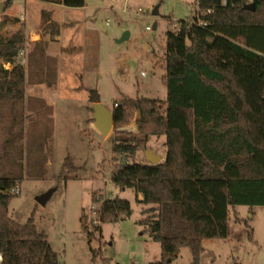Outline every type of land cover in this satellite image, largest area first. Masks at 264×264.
Instances as JSON below:
<instances>
[{
  "label": "trees",
  "instance_id": "obj_1",
  "mask_svg": "<svg viewBox=\"0 0 264 264\" xmlns=\"http://www.w3.org/2000/svg\"><path fill=\"white\" fill-rule=\"evenodd\" d=\"M63 3L83 7L85 0ZM252 3L254 10L244 7ZM5 4L10 7L12 0ZM197 5L192 21H181L166 35L167 98H126L113 110L116 128L129 123L133 110L142 113L139 134L120 131L126 137L114 140L112 182L141 193L140 201L151 205L140 221L161 245V259L151 264H170L183 247L192 254L190 264H201L204 239L228 237L231 207L264 206V0H197ZM2 30L0 21V101L25 103L29 76L15 62L26 44L25 32L7 36ZM41 44H35L30 62H38ZM36 102L46 104L34 97L26 101L29 108ZM14 118L21 121L23 115ZM43 133L28 137L26 165L19 160L13 168L0 169L1 264H59V254L32 219L20 224L9 215L14 189L25 174L45 173L38 167ZM154 135L166 136L165 160L137 162L138 152ZM14 138H7L0 166L12 160L10 147H17L23 158L26 150ZM132 211L129 200L104 199L98 220L117 222Z\"/></svg>",
  "mask_w": 264,
  "mask_h": 264
},
{
  "label": "rangeland",
  "instance_id": "obj_2",
  "mask_svg": "<svg viewBox=\"0 0 264 264\" xmlns=\"http://www.w3.org/2000/svg\"><path fill=\"white\" fill-rule=\"evenodd\" d=\"M0 2L3 4L0 12L3 34L9 36L18 29L25 31L24 24H10L11 18L17 19L12 15L23 11L24 0H12L8 8L6 0ZM85 3L82 9H67L60 20L68 24L64 47L76 54L75 62L81 67L87 62V55L88 58L92 55L93 59L96 56L93 70L82 68V77L79 73L66 72L47 75L50 81L57 79L58 83L53 90H43L48 100L45 106L36 102L29 108L26 101L15 104L0 101V156L5 152L7 138L13 136L14 143L26 150L19 159L18 148L10 147L12 160H3L1 171L13 168L19 160L24 165L28 163L29 136L44 132L46 138L41 153L39 148L38 166L45 173L41 177L25 174L20 184L21 193L10 203L9 215L20 224L32 219L59 254V264H151L159 261L162 254L160 243L145 233L140 224L143 210L151 205L141 202L133 189H122L112 182L116 164L114 140L126 137V134H118L120 131L139 134V111H132L127 125L114 126L104 136L92 122L89 91L96 89L101 101L112 111L117 101L126 98L166 99V35L170 30H177L181 21H192L198 10L197 0H85ZM156 5H159V14L153 15ZM40 19L39 15L35 16L33 28L36 30L44 26ZM155 23L157 28L153 29ZM51 28L44 30L47 41H52ZM88 29L99 34L94 51H71L87 47ZM126 31L130 32V37L119 42ZM22 61L21 57L15 59L18 64ZM63 65L66 66L65 61ZM3 66L9 70L13 67L4 62ZM28 76L31 83L44 80L43 74L32 69ZM165 109L163 107L162 111ZM20 115L23 120L17 121L14 116ZM148 150L165 159L166 136H150L136 161L148 162ZM66 160L68 166H65ZM49 190H53L52 196L45 205L40 204L36 198ZM117 197L130 201L131 216L117 222H98L96 212L102 201ZM239 218L241 220L237 221ZM204 248L201 264H264V206L231 207L228 237L209 239ZM191 262L189 248L183 247L170 264Z\"/></svg>",
  "mask_w": 264,
  "mask_h": 264
},
{
  "label": "crops",
  "instance_id": "obj_3",
  "mask_svg": "<svg viewBox=\"0 0 264 264\" xmlns=\"http://www.w3.org/2000/svg\"><path fill=\"white\" fill-rule=\"evenodd\" d=\"M23 4V11L19 15H12L17 17V19L11 18L12 22H10V24L12 23L11 25L13 26L24 24L25 27L24 32L26 33V44L22 49V53L18 57H21L23 60L21 64L26 70L27 77L30 69H32L34 72L41 73L44 76V80L42 81H35L32 83L27 81L25 87L26 101L28 100V98L34 97L42 99L43 101H45V103H47L48 100L46 99V95L43 94V90H53L54 88H56L58 83L57 79H55V81H50V78H48L47 75L52 74L54 76H58L66 72L72 74L79 73L82 77L84 74L82 72L84 69L82 70V68L88 70L92 69V65H94L93 60L96 56L93 59V56L90 54V58H88V55L86 57L85 61L87 62L82 63V66L83 64L84 66H79V63L75 62V59H77L76 54H72L63 45L65 37L64 32L66 31L65 27L68 24L60 20L61 16L65 13L67 9H73L72 11H76V9L84 8L86 6V3L83 7H67L64 5L63 0H24ZM6 14L9 15L8 13ZM36 15H39L41 18L40 21H43L44 23V26L39 30L33 28V25L36 23L34 22ZM18 18H20L21 21ZM48 26L53 27L51 28L52 34L50 36L52 41H47L44 37V30H47ZM98 35L99 34L96 30L88 29V41L86 43L87 47L75 48L71 49V51L74 50V52H76L77 50L82 49L81 51L84 53H92L97 46ZM73 39L76 40L74 34ZM37 43H42L41 45L43 46L44 51L39 56L38 62L34 61L35 59L31 60L30 62V56L32 59V51L34 50V46ZM64 61L66 66L63 65ZM164 160L165 159L163 157V161ZM137 197L139 200L143 199V195L141 193L137 194ZM208 240L209 239H204L203 244L206 243V241Z\"/></svg>",
  "mask_w": 264,
  "mask_h": 264
},
{
  "label": "water",
  "instance_id": "obj_4",
  "mask_svg": "<svg viewBox=\"0 0 264 264\" xmlns=\"http://www.w3.org/2000/svg\"><path fill=\"white\" fill-rule=\"evenodd\" d=\"M246 9L254 10V4H247L244 6ZM3 10V4L0 3V12ZM153 15L159 14V5H156L153 9ZM157 28V23L154 24L153 29ZM130 37V32L126 31L124 35L118 40L119 42H123ZM89 99L92 103V107L90 109L92 114V122L96 126V128L104 135L107 136L112 129L114 128V114L113 111L110 110L104 103L101 101V97L99 92L96 89H91L89 91ZM141 112L137 116V121H140ZM147 160L151 164H157L163 161V157L161 155L155 154L152 150H148L146 152ZM53 190H49L48 192L38 196L37 201L45 205L47 201L52 196Z\"/></svg>",
  "mask_w": 264,
  "mask_h": 264
},
{
  "label": "built area",
  "instance_id": "obj_5",
  "mask_svg": "<svg viewBox=\"0 0 264 264\" xmlns=\"http://www.w3.org/2000/svg\"><path fill=\"white\" fill-rule=\"evenodd\" d=\"M199 24H200V25H206L207 23H206V22H203V21H200ZM176 26H177V24L175 23V24H174V27H176ZM147 29L150 30V29H152V28H151V26H147ZM21 53H22V51H21ZM115 106L117 107L118 104L116 103ZM14 192H15L16 194H20V193H21L20 185H17V186L15 187ZM98 214H99V213H98V210H97V212H96L97 217H98ZM97 221L99 222V220H97ZM0 261H2V255H1V254H0Z\"/></svg>",
  "mask_w": 264,
  "mask_h": 264
}]
</instances>
